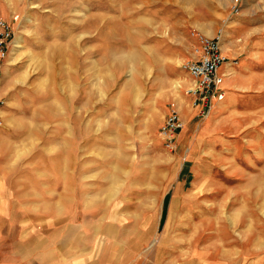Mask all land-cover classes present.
Wrapping results in <instances>:
<instances>
[{
	"label": "rangeland",
	"instance_id": "374dc122",
	"mask_svg": "<svg viewBox=\"0 0 264 264\" xmlns=\"http://www.w3.org/2000/svg\"><path fill=\"white\" fill-rule=\"evenodd\" d=\"M240 12L250 32L236 40H264V0H0L15 30L0 59L1 194L9 209L21 201L53 217L9 224L0 248L21 226L70 238L112 219L139 243L136 264H264V62L242 92L248 128L224 129L205 156L169 152L161 117L150 130L191 84L196 33ZM219 151L238 155L211 159Z\"/></svg>",
	"mask_w": 264,
	"mask_h": 264
},
{
	"label": "crops",
	"instance_id": "0c3cea01",
	"mask_svg": "<svg viewBox=\"0 0 264 264\" xmlns=\"http://www.w3.org/2000/svg\"><path fill=\"white\" fill-rule=\"evenodd\" d=\"M244 20V14L240 12L231 17L222 27L219 41L221 51L226 56V59L219 66V71L223 74L222 88L224 90V97L213 102L207 116L201 119L199 128L195 130L196 110L190 106L191 95L187 89L184 92L181 90L175 93V107L168 110L158 108V118L156 117L155 120L154 118L151 120L154 122L150 130L155 131L159 117H161L160 122H163L170 111L176 110L179 113L183 126L175 131L173 137L174 147L168 148L169 152L175 150L176 153L182 154L186 158L191 155H193V158L205 156L207 151L213 150V146L217 144L216 140L222 136L220 134L226 132L224 129H228L230 133L229 129H234L233 127L236 129L241 128V126L248 128L247 125H242L245 122L244 120L247 119V117L244 119L243 117L245 114L250 118V114L253 112L244 110L242 92L252 87L259 76L254 71V68L251 67L255 66L257 61L258 63L260 61L264 62V50L262 53L259 51V45L264 46V40L253 36V41L249 45H247V42H238L237 36L244 35L247 39L249 37L250 29L244 25ZM240 28H243L245 32L239 31ZM211 31L210 34L202 33L209 36L217 33V30ZM246 45L248 46L246 50L248 52L242 53ZM249 47L251 48L249 49ZM171 70L176 72L177 68L171 67ZM190 76L187 74L185 79H190ZM261 79L262 75L260 76ZM4 80L0 76V97L6 93L5 86L3 85ZM3 112L4 105L1 108V113ZM237 116H241L240 122L238 120L233 122V117ZM3 123L4 118L2 114V124L0 126ZM235 139V141H239L240 143H248L244 137H235ZM153 144L156 145L157 142L154 141ZM208 153L211 159L214 160H216L214 157L226 158V155L228 159H232L231 154L233 156L238 155V153L225 154L220 151ZM4 160V154L0 153V231H2L0 233V240H3L2 236H7V229L11 223L23 225L25 222H29L30 219L33 221H49L50 218H53L49 215L50 213L46 215L39 211H34L35 209L25 208L22 206L23 203L21 201H16L15 204L13 203V208L9 209V200L5 195L1 194L3 189L2 170L5 169L2 162ZM32 207L37 208V206ZM125 215L116 218L125 220ZM106 218L109 219L108 216L103 217L104 220ZM112 221L111 219L110 221L98 222V229L94 233L78 232L70 238L66 233L57 234L55 227L49 229L47 234H31L23 232L21 226V232L16 235L13 247L10 249L0 248V264H136V252L139 243H137L134 234L130 235L129 225L117 226L116 224L118 223L114 224ZM39 223L42 222L40 221ZM52 224L54 225L55 221H52ZM64 228H66V224ZM44 243L47 244L48 248L40 249Z\"/></svg>",
	"mask_w": 264,
	"mask_h": 264
},
{
	"label": "built area",
	"instance_id": "2783aa9c",
	"mask_svg": "<svg viewBox=\"0 0 264 264\" xmlns=\"http://www.w3.org/2000/svg\"><path fill=\"white\" fill-rule=\"evenodd\" d=\"M231 11H238V6L235 3L231 7ZM220 33L221 30H218L215 35L209 36L197 32L191 59L184 64L192 77L191 84L187 88L191 95V105L196 110V114L203 116H207L215 100L224 97L223 74L219 71V66L226 56L220 48ZM14 36L15 30L12 21L0 14V59L8 53ZM3 104L4 99L0 97V124H2L1 108ZM182 126L183 121L176 110H172L166 115L159 128L166 146L174 147V133Z\"/></svg>",
	"mask_w": 264,
	"mask_h": 264
}]
</instances>
